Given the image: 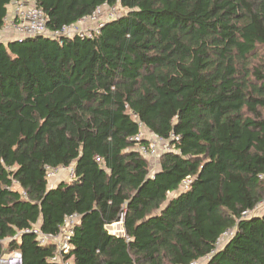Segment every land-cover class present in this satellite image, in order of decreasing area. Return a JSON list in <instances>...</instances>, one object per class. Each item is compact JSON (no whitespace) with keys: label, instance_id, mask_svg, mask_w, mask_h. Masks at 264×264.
<instances>
[{"label":"trees","instance_id":"obj_1","mask_svg":"<svg viewBox=\"0 0 264 264\" xmlns=\"http://www.w3.org/2000/svg\"><path fill=\"white\" fill-rule=\"evenodd\" d=\"M29 1L50 32L123 14L91 39L0 42V255L56 264L22 232L75 214L71 264H264V0ZM139 125L172 148L152 172Z\"/></svg>","mask_w":264,"mask_h":264},{"label":"built area","instance_id":"obj_2","mask_svg":"<svg viewBox=\"0 0 264 264\" xmlns=\"http://www.w3.org/2000/svg\"><path fill=\"white\" fill-rule=\"evenodd\" d=\"M13 12L12 17L5 16L0 25V34L2 29H7L10 32V39H23L26 37L48 36L56 39L60 36L71 37L79 35L80 37H87L89 39L98 35L102 24L110 19L117 17V6H108L103 4L95 8L91 14L84 16L71 25H64L60 30L50 32L45 25V16L42 10L35 6L29 0H17L12 2ZM103 12H106L103 17ZM9 39V40H10ZM0 42H2L0 40ZM139 133L132 140L137 142L136 151L141 157L149 160H155L160 156L171 151L170 142L167 139L158 137L155 134L149 133L142 125H139ZM138 142L142 144L138 145ZM99 162V159H96ZM64 174L67 181L74 179V170L72 166L59 168H45V176L49 181L53 177ZM187 187V181L183 182L182 188ZM264 209V200L258 204L257 210ZM256 212V211H255ZM78 222V216L68 215L63 219V224L59 227L57 234L47 235L41 232L38 225L25 229L22 233L31 234L35 237L40 246L49 245L53 247L54 252L50 258L51 262L56 264H71V259L65 258L69 255L71 250V238L73 236L74 227ZM20 234H16L13 240L18 242ZM230 234L225 233L222 238L228 237ZM221 238V239H222ZM219 240L218 246L221 243ZM10 241V240H9ZM0 264H22L21 252L16 249L0 255ZM198 264V263H191Z\"/></svg>","mask_w":264,"mask_h":264},{"label":"crops","instance_id":"obj_3","mask_svg":"<svg viewBox=\"0 0 264 264\" xmlns=\"http://www.w3.org/2000/svg\"><path fill=\"white\" fill-rule=\"evenodd\" d=\"M12 12H13V5H12V3L11 4H9L8 6H7V14H6V16L7 17H9V18H11L12 17ZM10 32H9V30H7V29H2V33L0 34V40L3 42V44H5L4 42H6V41H8L9 39H10ZM59 177H61V176H55V177H53L52 179H50L49 181H48V187L49 188H54V187H56L58 184H60L61 182H66L67 180H66V178H65V176H63L62 175V177L63 178H59ZM57 179H60V180H58L57 181ZM62 179V180H61ZM55 181H56V183H55ZM50 183H53V184H51L50 185ZM117 227H118V225H116ZM111 227V226H110ZM109 227V228H110ZM108 228V229H109ZM114 229H115V227H113ZM109 231L111 232V233H113V234H115V235H118V236H122L123 235V229H122V226L120 225L119 226V228L117 229L116 228V232H114V231H112V230H110L109 229ZM119 231V232H118ZM6 242V241H5ZM3 253H7V252H3Z\"/></svg>","mask_w":264,"mask_h":264},{"label":"rangeland","instance_id":"obj_4","mask_svg":"<svg viewBox=\"0 0 264 264\" xmlns=\"http://www.w3.org/2000/svg\"><path fill=\"white\" fill-rule=\"evenodd\" d=\"M117 16H119V15H121V14H123V10L119 7V6H117ZM105 15H106V12H103V17H105ZM158 158L157 159H155V160H149L148 161V164H149V168H150V172H152V170L153 169H155L156 167H158ZM154 165V166H153ZM62 175L64 176V174H59L58 176H61V177H59V178H63L62 177ZM58 180H60V179H57V181ZM62 180V179H61ZM55 183H56V181H55ZM51 184H53V183H50V185ZM172 195V194H171ZM170 195V196H171ZM116 225H118V227L116 226ZM121 225V223L119 222V223H117V224H114V225H112L109 229L110 230H112V231H114V232H116V228L118 229L119 228V226ZM122 226V225H121ZM113 227H115V229L113 228ZM119 232V231H118ZM224 240H225V238H222L221 239V244H222V242H224ZM220 244V245H221Z\"/></svg>","mask_w":264,"mask_h":264},{"label":"water","instance_id":"obj_5","mask_svg":"<svg viewBox=\"0 0 264 264\" xmlns=\"http://www.w3.org/2000/svg\"><path fill=\"white\" fill-rule=\"evenodd\" d=\"M31 235V234H30Z\"/></svg>","mask_w":264,"mask_h":264}]
</instances>
